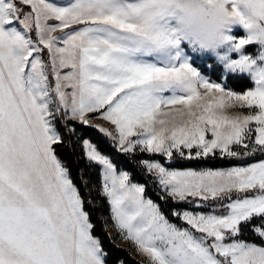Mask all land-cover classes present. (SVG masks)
<instances>
[{
	"label": "snow or ice",
	"instance_id": "obj_1",
	"mask_svg": "<svg viewBox=\"0 0 264 264\" xmlns=\"http://www.w3.org/2000/svg\"><path fill=\"white\" fill-rule=\"evenodd\" d=\"M176 3L0 0V264H116L57 155L79 131L70 121L98 129L126 156L164 158L140 155L134 163L173 202L199 209L228 201L208 212L174 208L188 226L179 227L129 171L77 136L87 160L101 166L100 195L115 229L147 264H264V243L239 238L248 229L264 241V0H208L245 30L238 38L227 29L238 55L222 57L250 76L253 86L242 92L185 58ZM89 114L114 130L91 125ZM217 154L241 163L174 167L176 157Z\"/></svg>",
	"mask_w": 264,
	"mask_h": 264
},
{
	"label": "trees",
	"instance_id": "obj_2",
	"mask_svg": "<svg viewBox=\"0 0 264 264\" xmlns=\"http://www.w3.org/2000/svg\"><path fill=\"white\" fill-rule=\"evenodd\" d=\"M34 36V34H33ZM253 45L247 46V50L250 51ZM44 58L47 59L46 53ZM193 58H195V63H193ZM192 58V64L197 66L201 73L207 75L212 79H216L217 76L219 79L217 82L221 81L222 67L221 65L214 64L211 59L208 61L212 64L209 68L204 62H199L197 57ZM216 69V75H212L208 71H202V69ZM229 83V87L237 92H242L243 90L252 87V81L245 74H228L225 78V83ZM71 125L77 127L79 131L76 136H73L70 139L65 140V146L57 150L58 158L68 167L70 172V177L73 179V182L77 185L82 197H84L85 210L90 213V220L94 224L93 235L98 236L102 242V247L109 256L110 261H115L116 264L122 262V264H147L143 261L137 259L131 252L130 248L125 246H118L113 243V237L108 233L107 228L105 227L106 223L110 222V207L107 203V198L100 195L101 190V177H100V166L95 162H89L84 155L82 146L78 143H74L77 136L83 135L85 139H89L90 142L95 144L98 150L108 156L114 164L118 166V170L123 169L130 172V179L132 182H137L145 186V197L152 199L154 203L158 204L161 207V211L165 214L166 218L170 222L175 223L179 227H188L183 221L177 217L172 216L171 212L175 209H197L194 208L191 204H177L173 200L167 197L163 192H161L157 186V183L154 181V178L151 174L145 172L143 168L137 167L134 161L140 158V155H143L145 158L163 160L164 158L160 156L150 157L149 154H137L135 156H126L125 154L118 151L115 144L105 135L100 133L98 129L80 125L76 121H70ZM242 151V149H240ZM261 158L260 154L253 158H250L251 161L259 160ZM167 163V161H164ZM247 162V161H245ZM241 163L240 161L229 160V159H220L217 154L216 158L211 157L205 160L198 161H186L181 160L179 157H176V164L174 167L179 169L192 168V169H203V168H226L235 164ZM81 175L88 181L87 187L81 183ZM235 198V193L232 194ZM252 195V193H248ZM163 197V199L161 198ZM90 201V202H89ZM227 200L222 202L220 201H208L207 207L199 208L198 210H207L214 207L220 203H227ZM223 209H219L217 213H222ZM254 223H257L254 221ZM194 231V230H193ZM195 235H200L199 233H194ZM240 239H244L249 242L264 243L258 237L253 235L250 230L245 229Z\"/></svg>",
	"mask_w": 264,
	"mask_h": 264
},
{
	"label": "clouds",
	"instance_id": "obj_3",
	"mask_svg": "<svg viewBox=\"0 0 264 264\" xmlns=\"http://www.w3.org/2000/svg\"><path fill=\"white\" fill-rule=\"evenodd\" d=\"M174 27L195 54L222 55L219 50L229 46L225 39L231 26L216 4L208 0H177Z\"/></svg>",
	"mask_w": 264,
	"mask_h": 264
},
{
	"label": "rangeland",
	"instance_id": "obj_4",
	"mask_svg": "<svg viewBox=\"0 0 264 264\" xmlns=\"http://www.w3.org/2000/svg\"><path fill=\"white\" fill-rule=\"evenodd\" d=\"M230 27H231V34L232 35H234V36H236L238 38L239 37H243V36L246 35L245 30L243 29V27L241 25L237 24V25H232ZM59 34L60 33H57V35H59ZM180 47H181V50H183V52L185 54V58H187L189 63H191V64H192V62H191L192 58L193 57H197L199 62H204L209 68L212 66V64L208 61V59H211L214 64L221 65V67H222V73H221L222 78H221L220 82L225 83V78H226V76L228 74H245V73L233 72L231 69H228V68L225 67V65L227 63V60L226 59H222V57H227L228 59H235L237 57V55H238L237 52L232 50L230 45L226 46V47H223V48H221L219 50V52L222 53V55L218 54V55H215V56L213 54H211V53L195 54L194 52L191 51V49H189V46H188L187 43H181ZM256 47H257V45L253 44V47L251 48V50L249 52L250 53L254 52ZM188 53H191V55H188ZM192 66L194 68H196L198 72H200V70L197 68V66H195L194 64H192ZM201 75L208 77L207 75H205L203 73H201ZM245 75L250 78V76H248L247 74H245ZM248 89L249 88H247V89H245L243 91H246ZM244 111L246 112L247 110L245 109ZM239 112H240V109H238V108H236V109H228L227 110V114H230V115L236 114V113H239ZM95 116H96V114H89L90 120L93 119V117H95ZM255 161H258V160H255ZM255 161H252V162H255ZM217 169H219V168H217ZM196 170H200V169H196ZM100 172H101V166H100ZM133 183H137V182H133ZM157 186H158L159 190L162 192V190L160 189L158 183H157ZM145 198H147V197H145ZM186 210L208 212L207 210L203 211V210H198V209H186ZM217 214H220V213H217ZM105 227L107 228L108 233L110 234V236L113 237V243H115L118 246H123V247L127 246V247H129L131 252H132V254L137 259L147 263L146 258L138 253L137 249L135 248V246L132 244L131 241L121 239L120 235L118 234L117 230L115 229V227L113 225V222H112L111 218H110V222L106 223ZM118 264H122V262H119Z\"/></svg>",
	"mask_w": 264,
	"mask_h": 264
},
{
	"label": "crops",
	"instance_id": "obj_5",
	"mask_svg": "<svg viewBox=\"0 0 264 264\" xmlns=\"http://www.w3.org/2000/svg\"><path fill=\"white\" fill-rule=\"evenodd\" d=\"M92 125H99L108 128L109 130H114V126H112L109 122H106L102 119L93 117V119L90 120Z\"/></svg>",
	"mask_w": 264,
	"mask_h": 264
}]
</instances>
